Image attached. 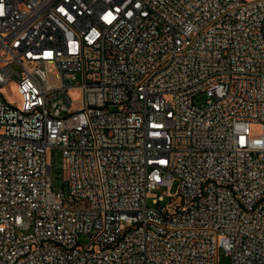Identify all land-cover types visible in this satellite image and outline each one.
<instances>
[{
    "label": "built area",
    "instance_id": "1",
    "mask_svg": "<svg viewBox=\"0 0 264 264\" xmlns=\"http://www.w3.org/2000/svg\"><path fill=\"white\" fill-rule=\"evenodd\" d=\"M9 83L0 264H264V0H0Z\"/></svg>",
    "mask_w": 264,
    "mask_h": 264
},
{
    "label": "rangeland",
    "instance_id": "2",
    "mask_svg": "<svg viewBox=\"0 0 264 264\" xmlns=\"http://www.w3.org/2000/svg\"><path fill=\"white\" fill-rule=\"evenodd\" d=\"M76 82H80L81 81V74L80 72H78L76 74ZM2 91V93L7 97V99L11 102H18L20 101V96L17 92V86L15 83H9L7 84L6 86L2 87L0 89ZM70 94L73 98L74 101H77L81 98V89L80 88H75V89H71L70 90ZM207 99V95L205 93H200L198 94L196 97H195V101L197 103H203L205 100ZM79 106V104H75L74 105V108H77ZM253 130H255V132H259V126L256 125L254 126ZM176 187L177 185L174 184L171 189H169L168 191L170 192H175L176 191ZM166 188H163L162 190L158 191L160 193H163L164 190ZM156 193V192H155ZM169 199V197H166V201L167 202ZM163 202V203H165ZM80 239L83 241V242H87L89 241V235L88 234H82L80 236ZM218 264H233L232 262V256L226 252L224 249H221L219 251V258H218Z\"/></svg>",
    "mask_w": 264,
    "mask_h": 264
}]
</instances>
